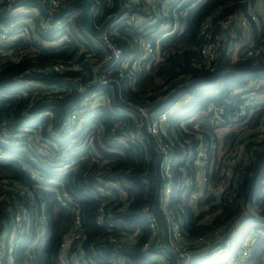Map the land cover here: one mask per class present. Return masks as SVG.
<instances>
[{
	"label": "built area",
	"instance_id": "built-area-1",
	"mask_svg": "<svg viewBox=\"0 0 264 264\" xmlns=\"http://www.w3.org/2000/svg\"><path fill=\"white\" fill-rule=\"evenodd\" d=\"M76 1L82 0H0V70L8 64L38 61L47 52L64 49L71 40L73 27L80 39L74 43L80 49L75 60L40 59L27 65L15 78L21 96L17 95L27 99L24 115L28 117L36 105L64 100L74 89L79 95L70 100L76 107L68 111L61 132L53 126L48 128L51 140L42 134L41 127L22 126L12 134L7 125L3 126L0 160L9 156L6 147L27 146L39 157H47L56 155L54 151L59 147L53 146L55 141L68 143L56 156L53 168L58 179L35 172H32V184L8 176L0 178V264H17V243L33 227L37 232L35 239L40 241L45 235L46 192L53 193L60 206L72 212V225L61 244L62 263L100 264L96 258L82 253L85 231L81 205L59 189V177L76 167L79 155L94 146L96 132L104 133L103 125L95 123L94 118L104 109L114 110L115 99L119 97L113 88H107L117 84L118 77L134 81L138 69L160 61L162 39L180 30L177 9L185 4L196 6L203 0H164L161 4L158 0H125L121 11L115 8L113 0H90V23L97 30L103 29L98 37L82 25L81 7L64 11ZM105 11L107 15L102 19ZM77 20L80 27L75 24ZM263 31L264 0H256L246 11L224 19L214 14L201 27V43L192 58L193 66L214 70L223 51L235 60L240 54L264 55V40L257 43L253 34ZM126 36L133 45L131 51L118 42ZM39 77L53 79L50 82ZM97 84L101 86L99 89L95 87ZM33 89L36 93L29 97ZM263 89V79H252L231 107L210 102L205 111L207 125L195 122V116L181 121L182 138L174 134L176 130L170 122L176 110L189 105L191 98L182 97L167 105L173 88L164 86L154 98L127 102L130 108L118 109L119 115L129 118L130 123L110 128L111 144L131 148L137 154L136 160L154 162L156 166L155 203L146 202L143 206L147 238L141 245V253L147 259L155 264H179V259L182 264H264V254L257 261L253 257L258 244L264 242L259 241L264 240V226L260 224L264 222V208L255 205L257 195L229 221L194 237L184 229L187 212L182 207L189 206V214L202 215L197 225H210L225 212L223 194L228 192L227 200L237 196L235 188L241 183L242 173L236 168L246 155L247 138L250 136L257 143L254 148L264 143V116L255 129L243 126L256 110L264 108V98L260 95ZM44 115L49 112L38 117ZM192 123L194 129H189L188 124ZM226 128L227 132L219 134L220 129ZM229 131H235L238 137L226 144L224 137ZM177 146L183 147L180 154L176 152ZM99 158L97 154L91 156L96 163ZM104 171L96 174L93 185L94 192L103 198L97 212V224L107 228L102 242L116 248L112 264H131L123 250L139 243L140 229H120L114 220L117 211L124 210L131 199L121 180L100 177ZM259 196H264V173ZM34 209L37 214L32 213ZM168 243L179 259L171 254ZM73 245L77 250H72Z\"/></svg>",
	"mask_w": 264,
	"mask_h": 264
},
{
	"label": "trees",
	"instance_id": "trees-1",
	"mask_svg": "<svg viewBox=\"0 0 264 264\" xmlns=\"http://www.w3.org/2000/svg\"><path fill=\"white\" fill-rule=\"evenodd\" d=\"M113 1L115 8L121 11V5L122 3L125 4V0ZM158 1L159 4L164 2V0ZM255 1L203 0L196 6L191 4L182 5L176 11V18L180 22V30L162 39L161 60L152 63L148 68L143 66L138 69L134 73V81L128 77H118V81L115 82L117 84L107 88L109 90L113 88L115 96L119 95V97L115 99L114 110L104 109L102 113L97 114L94 118L95 123L103 125L104 133L98 135V132H96L94 146L79 155L76 167L69 173L59 177V189L81 205L85 231L82 253L86 257L96 258L100 264H112L113 257L116 254V248L102 242V238L107 233V228L97 224L98 207L103 198L94 192L93 185L95 184L96 174L101 170H105L100 177L109 180H121L131 199V203L124 210L117 211L114 220L118 223L120 229L130 231L140 229L139 243L126 249L129 251L128 256L131 259V264H155L142 255L141 245L147 238V223L143 206L146 202L153 205L156 198V166L154 162L145 163L140 158L136 160L137 154L131 148L112 145L110 128L115 124L120 127L129 125V118L120 116L118 111V109L130 108V104L127 102L147 101L154 98V95L161 88L168 86V88H173V92L167 102L165 101L167 105L173 104L182 97L191 98L189 105L176 110L170 122V126L176 130L174 134L182 138L184 131L180 127L181 121L195 116V122L200 121L202 126H206L207 116L205 111L210 102L231 107L238 99L240 92L252 79L264 80L263 54L259 57H247L240 54L238 59L235 60L229 52L223 51L219 66L214 70L196 69L192 63V58L196 55L201 43V27L210 16L215 14L218 19H224L231 14L246 11L249 6L255 4ZM107 12H104L102 19L105 18ZM75 24L80 27L78 20ZM253 34L257 43L264 40V31L260 34L257 32ZM70 38L71 40L66 43L64 49L47 52L41 55L42 57L38 61L40 59L41 61L75 60L80 52V49L74 44L80 41L75 27H73ZM118 42L129 51L133 49V45L130 44L127 36L125 40L119 39ZM38 61L35 59L17 65L8 64L0 70V146H4L1 142V131L3 126L6 125L12 134L22 126L35 129L41 127L42 134L49 140L53 139L48 133V128L53 126L54 130L61 132V126L66 120L68 111L76 107L70 104V100L77 99L79 95L78 91L74 89L73 93L66 99L52 100L46 104L36 105L29 117L24 115L27 99L24 96L19 97L17 95H20V92L17 91L15 78L27 65L36 64ZM39 78L50 82L53 79ZM95 87L99 89L101 86L97 84ZM35 93L34 89L31 90L29 97ZM123 99L127 101H122ZM158 105L160 103L155 105L154 108ZM46 111L49 112V115L38 117V114ZM263 116L264 108H260L253 113L252 117L243 126L255 129ZM188 127L194 129L193 123L188 124ZM206 129L201 128V130ZM237 137L235 131H229L225 134V143L228 144ZM72 138H75V136ZM247 139L249 142L246 155L236 168L242 173L241 183L238 188H235L238 194L232 200H227L228 192L223 194L224 214H219L210 225H197L202 215L189 214L190 207L182 205L187 212L184 229L188 231L191 237L229 221L239 210L243 211L244 206L254 200L255 195L258 196L255 202L257 208H264V196H259L261 194V179L264 173V143H260L258 148H254L257 143L250 136ZM67 143V141H55L53 146L55 148L59 147V149L54 151L55 156L47 157H39L36 151L32 152L27 146L6 147L9 156L0 160V178L8 176L32 184L34 180L31 176L32 172H35L58 179L59 175L53 167L57 163L56 156L62 153V149H65ZM182 150V146L176 147L178 154ZM92 154L99 155L98 163L91 159ZM85 180L89 183H86ZM46 203L47 231L39 241L35 239L37 232L36 228L33 227L25 239L17 243V264H63L61 261V244L65 233L72 225V212L68 208L60 206L51 192H46ZM26 204L32 210V206L27 199ZM122 205H124V202ZM32 213L37 214L38 211L34 209ZM260 224L264 226V222H260ZM259 241L264 240L260 239ZM72 250H77V247L73 245ZM263 254L264 242L258 244L253 257L257 261Z\"/></svg>",
	"mask_w": 264,
	"mask_h": 264
},
{
	"label": "water",
	"instance_id": "water-1",
	"mask_svg": "<svg viewBox=\"0 0 264 264\" xmlns=\"http://www.w3.org/2000/svg\"><path fill=\"white\" fill-rule=\"evenodd\" d=\"M78 7H81L83 9L82 25L85 27V29L90 31L94 36L98 37L103 29L97 30L90 23V19H91V15H92V11H91V8H90V0L76 1L74 4H72L71 6L67 7L64 11L74 10V9H76ZM121 10H122V8H121ZM60 81H62V79H60ZM68 81H70L72 84L77 85V82H75V81H72V80H68ZM203 141L204 142L206 141V137H203ZM168 248L171 251V254L174 257L178 258V256L171 249L169 243H168ZM124 252L127 253V254L129 253L128 250H126ZM179 264H182V260L181 259H179Z\"/></svg>",
	"mask_w": 264,
	"mask_h": 264
},
{
	"label": "rangeland",
	"instance_id": "rangeland-1",
	"mask_svg": "<svg viewBox=\"0 0 264 264\" xmlns=\"http://www.w3.org/2000/svg\"><path fill=\"white\" fill-rule=\"evenodd\" d=\"M260 95L262 96V98H264V89L260 92ZM228 130H229L228 128H226L225 130L220 129V130H219V134L225 133V132H227Z\"/></svg>",
	"mask_w": 264,
	"mask_h": 264
}]
</instances>
